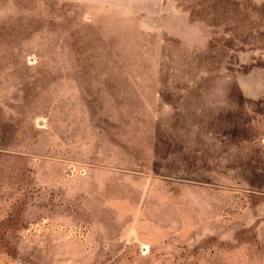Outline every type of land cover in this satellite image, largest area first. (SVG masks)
Instances as JSON below:
<instances>
[{
	"label": "rangeland",
	"instance_id": "obj_1",
	"mask_svg": "<svg viewBox=\"0 0 264 264\" xmlns=\"http://www.w3.org/2000/svg\"><path fill=\"white\" fill-rule=\"evenodd\" d=\"M0 264H264V0H0Z\"/></svg>",
	"mask_w": 264,
	"mask_h": 264
}]
</instances>
